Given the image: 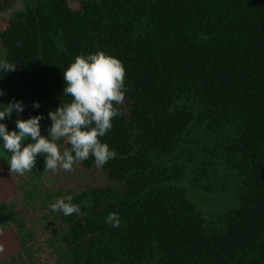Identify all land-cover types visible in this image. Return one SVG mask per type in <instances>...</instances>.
Returning <instances> with one entry per match:
<instances>
[{
  "label": "trees",
  "instance_id": "1",
  "mask_svg": "<svg viewBox=\"0 0 264 264\" xmlns=\"http://www.w3.org/2000/svg\"><path fill=\"white\" fill-rule=\"evenodd\" d=\"M20 1L0 19V62L16 66L0 69V110H25L0 123L43 115L48 137V113L72 99L64 70L100 51L125 69L128 109L114 104L123 115L100 138L116 157L73 164L113 185L19 176L39 236L0 187V264H264V0ZM69 195L80 214L51 209Z\"/></svg>",
  "mask_w": 264,
  "mask_h": 264
},
{
  "label": "clouds",
  "instance_id": "2",
  "mask_svg": "<svg viewBox=\"0 0 264 264\" xmlns=\"http://www.w3.org/2000/svg\"><path fill=\"white\" fill-rule=\"evenodd\" d=\"M16 66L7 61L0 62V69L14 72ZM66 87L64 97H71L68 103L55 111L48 113L52 121L48 128V137L41 135V120L43 115L33 116L27 120L17 119L16 128L19 131H9L6 124L0 123V138L3 139V149L11 153L8 164L10 173L24 175L31 172L36 165V158L45 155L46 171H56L58 168L66 172L73 171V164L85 161L91 155L97 168H102L109 160L116 157L115 150H110L107 143H102L104 137L112 128V120L122 116L123 112L114 107L122 104L125 93V69L122 63L103 51L88 56L79 55L63 72ZM39 108V102L34 103ZM25 105L22 101L13 99L3 110H0V121L10 119L13 112L23 113ZM33 141L22 147V142ZM64 139L70 148L61 152L57 141ZM74 154V155H73ZM72 196L58 198L50 207L53 211L62 212L65 216L80 214L78 204L71 203ZM86 207L91 206L88 202ZM106 223L112 227L120 226V217L110 212ZM2 250V249H0Z\"/></svg>",
  "mask_w": 264,
  "mask_h": 264
},
{
  "label": "rangeland",
  "instance_id": "3",
  "mask_svg": "<svg viewBox=\"0 0 264 264\" xmlns=\"http://www.w3.org/2000/svg\"><path fill=\"white\" fill-rule=\"evenodd\" d=\"M83 1V0H82ZM24 9V5L19 0L12 8V10L6 13H0V19L11 20L20 11ZM119 106L126 112L128 109L127 101L124 100ZM7 129L11 132L13 130L19 131L13 126H7ZM28 143H33L30 139L22 142V147L27 146ZM11 153L5 152L3 149V139L0 138V187H5L9 193V203L15 205L19 212L22 214L25 222L33 228V231L39 236L42 234L39 230L38 221L33 217L32 213L29 212L22 204L21 197L16 190V182L20 175L16 173H10V167L8 160L10 159ZM34 174L43 184H47L53 189L58 188H72L76 191H80L87 186L94 187H108L113 185L107 180L105 174L99 170L86 173L81 168L73 166V171L66 172L61 168L56 171H46L45 167V155L40 154L36 158V165L33 168Z\"/></svg>",
  "mask_w": 264,
  "mask_h": 264
},
{
  "label": "water",
  "instance_id": "4",
  "mask_svg": "<svg viewBox=\"0 0 264 264\" xmlns=\"http://www.w3.org/2000/svg\"><path fill=\"white\" fill-rule=\"evenodd\" d=\"M2 5H3V2H2V0H0V8L2 7Z\"/></svg>",
  "mask_w": 264,
  "mask_h": 264
}]
</instances>
